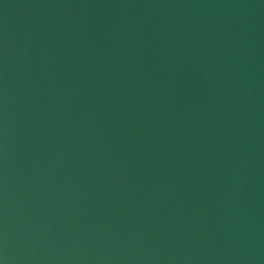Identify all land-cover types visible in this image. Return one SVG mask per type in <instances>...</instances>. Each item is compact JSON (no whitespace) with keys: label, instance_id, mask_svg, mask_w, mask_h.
Returning <instances> with one entry per match:
<instances>
[{"label":"water","instance_id":"95a60500","mask_svg":"<svg viewBox=\"0 0 264 264\" xmlns=\"http://www.w3.org/2000/svg\"><path fill=\"white\" fill-rule=\"evenodd\" d=\"M0 264H264V0H0Z\"/></svg>","mask_w":264,"mask_h":264}]
</instances>
